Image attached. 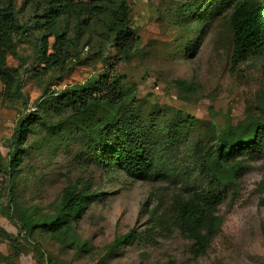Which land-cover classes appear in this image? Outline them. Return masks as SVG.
Returning <instances> with one entry per match:
<instances>
[{
	"label": "rangeland",
	"instance_id": "1",
	"mask_svg": "<svg viewBox=\"0 0 264 264\" xmlns=\"http://www.w3.org/2000/svg\"><path fill=\"white\" fill-rule=\"evenodd\" d=\"M201 1L127 0L129 24L138 41L126 57L112 46L100 21L89 19L77 29L76 19L87 17L73 13L47 23L41 18L43 0H31L17 12L21 33L14 55L4 59L17 77L8 84L0 81L2 166L19 122L28 113L40 120L24 140L27 152L13 195H8L0 173V254L8 257L0 264H264V144L259 153L241 159L243 167L217 207L220 225L204 253H196L177 228L149 230L151 211L159 214L173 194L189 193L178 182L181 172H196L188 147L205 139L213 125L242 120L245 93L256 89L262 70L264 81V59L244 62L234 74L229 71V9L220 8L208 22H197L189 12ZM21 2L14 1L15 10ZM57 33L65 35L62 62L49 57ZM101 77H106V86L115 78L131 89L134 101L128 100L119 113H136L145 122H178L179 113L197 119L187 136L189 146L179 145L163 158L164 167L177 176L133 179L117 168L104 169L90 156L81 118L56 102L64 90L89 87ZM176 81L189 87L182 90ZM71 186L97 194L80 219L65 232L38 228L30 236L22 233L21 216L31 224L49 221L61 193ZM130 229L138 233L133 243L106 256L114 238Z\"/></svg>",
	"mask_w": 264,
	"mask_h": 264
},
{
	"label": "trees",
	"instance_id": "2",
	"mask_svg": "<svg viewBox=\"0 0 264 264\" xmlns=\"http://www.w3.org/2000/svg\"><path fill=\"white\" fill-rule=\"evenodd\" d=\"M14 1H0V81L4 84L17 77L16 69L7 67L4 61L5 55H14L16 38L21 33L22 25L17 12L24 10L31 2L22 0L20 7L15 10ZM43 1L45 7L41 18H46L47 23L56 21L60 15L66 14L69 17L73 13L75 17H87L76 19L77 29L89 19L100 21L112 46L120 55L129 56L138 41L129 24L131 9L127 0H90L86 3L76 0ZM199 4L198 9L189 12L197 22H208L220 8L229 9L231 73L234 74L244 62L264 59V0H202ZM64 37V34L57 33L51 45L52 53L49 57H55L58 62H62L64 58L60 50L63 48ZM41 47L46 49L45 38ZM260 66L264 69L262 64ZM262 72L260 71L261 79L255 83L256 89L245 93V117L236 124H212L211 133L190 146L186 140L193 123L197 122L193 116L178 112V122L164 118H153L145 122L136 113H119V109L128 100L131 103L134 101L131 89L120 79L113 78L107 86L106 77L99 78L89 87L73 86L58 96L56 105L79 115L80 131L86 137L90 156L94 160H98L106 170L117 168L133 179H167L177 176L173 175L171 169L164 167L163 158L179 145L185 148L189 146L196 172L192 174L183 171L178 178L180 186L190 188L189 193L186 196L173 194L159 214L155 210L151 211L149 217L152 225L149 230L166 231L177 228L192 241L196 253H204L220 225L217 207L233 190L237 174L243 167L241 159L259 153L264 144ZM176 85L182 90L189 87L182 81H176ZM104 87L109 91L102 92ZM17 89L20 92L19 86ZM38 120V115L28 113L19 122L11 137L12 150L6 166H2L0 162V173L5 178L9 196L13 195L14 182L19 179L22 156L27 152L24 140L33 132L32 126ZM96 197V193L87 195L85 190H77L74 186L66 187L49 221L31 224L21 216L20 229L26 236L32 235L38 228H44L50 233L65 232L83 216L89 203ZM0 234H4L1 228ZM137 236L138 233L130 229L115 237L106 256L123 246L131 245ZM0 259L7 261L8 257L0 254ZM46 262L48 261L43 264Z\"/></svg>",
	"mask_w": 264,
	"mask_h": 264
}]
</instances>
